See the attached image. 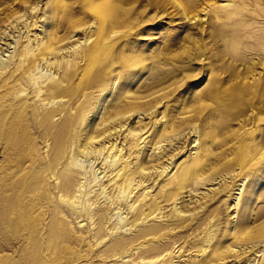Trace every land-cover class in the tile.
Segmentation results:
<instances>
[{"label": "rangeland", "instance_id": "374dc122", "mask_svg": "<svg viewBox=\"0 0 264 264\" xmlns=\"http://www.w3.org/2000/svg\"><path fill=\"white\" fill-rule=\"evenodd\" d=\"M0 264H264V0H0Z\"/></svg>", "mask_w": 264, "mask_h": 264}]
</instances>
